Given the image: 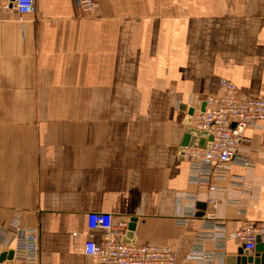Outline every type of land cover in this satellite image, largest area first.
Listing matches in <instances>:
<instances>
[{"label":"crops","instance_id":"crops-1","mask_svg":"<svg viewBox=\"0 0 264 264\" xmlns=\"http://www.w3.org/2000/svg\"><path fill=\"white\" fill-rule=\"evenodd\" d=\"M222 79L264 99V0L0 10V227L36 230L39 264H95L85 246L103 234L88 216L109 213L127 222L125 243L227 264L242 248L233 233L264 223V121L239 149L251 165L232 162L217 190L192 181L182 154L188 111Z\"/></svg>","mask_w":264,"mask_h":264},{"label":"built area","instance_id":"built-area-1","mask_svg":"<svg viewBox=\"0 0 264 264\" xmlns=\"http://www.w3.org/2000/svg\"><path fill=\"white\" fill-rule=\"evenodd\" d=\"M73 2L82 12H93L98 7L97 0ZM35 6L36 0H0L1 11H13L20 17L33 13ZM205 103V109L194 115L193 125L199 131L209 133L213 139L212 145L209 149L186 147L185 158L190 164L192 181L217 190L214 181L225 177L232 162L241 161L247 167L251 165L248 159L240 158L239 149L245 140L246 130L264 121V99L245 96L234 83L223 79L218 91L207 96ZM243 184L241 182V187H244ZM211 203L216 204L213 200ZM207 216L206 220L213 225L211 227L215 229V224L218 227L214 216ZM88 227L91 232L103 234L101 244L90 239L85 246L86 255L92 257L95 264H177L176 252L172 247L125 243L123 239L128 224L113 214H89ZM232 237L252 252L257 246L258 237L264 242V223L246 224ZM209 238L215 239L213 235ZM39 251L36 230L20 223L0 227V264H39Z\"/></svg>","mask_w":264,"mask_h":264},{"label":"water","instance_id":"water-1","mask_svg":"<svg viewBox=\"0 0 264 264\" xmlns=\"http://www.w3.org/2000/svg\"><path fill=\"white\" fill-rule=\"evenodd\" d=\"M195 110L190 109L188 111V117L186 120V128L187 132L183 140V150L182 154L185 155L186 147H199L204 149H209L212 145L213 139L210 137L209 133L199 131L198 129L192 126V117L194 115ZM201 138V140H200ZM202 138H209V142H205ZM135 222L136 220H132L129 225V239L134 237L135 231ZM5 258V254L2 255V259ZM227 264H264V242L261 237L257 238V246L255 248V255H251V251L242 248L239 250L238 256H229L227 258Z\"/></svg>","mask_w":264,"mask_h":264},{"label":"rangeland","instance_id":"rangeland-1","mask_svg":"<svg viewBox=\"0 0 264 264\" xmlns=\"http://www.w3.org/2000/svg\"><path fill=\"white\" fill-rule=\"evenodd\" d=\"M98 1V6H99V0H97ZM98 8V7H97ZM223 80V79H222ZM237 87V86H236ZM219 89V88H218ZM218 91V90H217Z\"/></svg>","mask_w":264,"mask_h":264}]
</instances>
